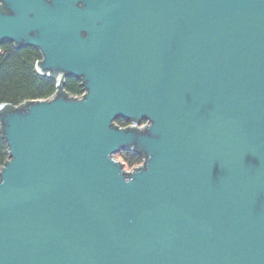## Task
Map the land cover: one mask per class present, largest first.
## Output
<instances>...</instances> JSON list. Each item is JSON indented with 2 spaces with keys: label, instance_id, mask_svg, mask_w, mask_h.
I'll use <instances>...</instances> for the list:
<instances>
[{
  "label": "water",
  "instance_id": "water-1",
  "mask_svg": "<svg viewBox=\"0 0 264 264\" xmlns=\"http://www.w3.org/2000/svg\"><path fill=\"white\" fill-rule=\"evenodd\" d=\"M4 43L85 92L0 105V264H264V0H0Z\"/></svg>",
  "mask_w": 264,
  "mask_h": 264
},
{
  "label": "trees",
  "instance_id": "trees-1",
  "mask_svg": "<svg viewBox=\"0 0 264 264\" xmlns=\"http://www.w3.org/2000/svg\"><path fill=\"white\" fill-rule=\"evenodd\" d=\"M39 50L29 46L16 47L13 43L0 45V105L6 108L25 106L33 100L50 98L55 93L82 95L84 86L79 78L65 75L62 90L57 91L55 81L36 70L41 60ZM116 124L126 126L128 122L117 119ZM123 160L129 166L142 163L143 156L134 151H123ZM8 160V147L0 125V169ZM122 163V162H120ZM123 164V163H122Z\"/></svg>",
  "mask_w": 264,
  "mask_h": 264
},
{
  "label": "rangeland",
  "instance_id": "rangeland-1",
  "mask_svg": "<svg viewBox=\"0 0 264 264\" xmlns=\"http://www.w3.org/2000/svg\"><path fill=\"white\" fill-rule=\"evenodd\" d=\"M115 123H116V122H115ZM128 124L131 125V123H128ZM146 125H147V122H146V121H142V122L136 124V126L139 127V128H140V127H143V126H146ZM120 127H124V126H120ZM123 151H129V150H123ZM113 158H114L115 160L119 161V162H122V163H123V167H124V169H125L126 171H130V170L134 169L135 167H137L138 165L141 164V163H139V164H136V165H133V166H129V165H128L127 163H125L124 160H123V152H122V150H120V151H118L117 153H115V154L113 155Z\"/></svg>",
  "mask_w": 264,
  "mask_h": 264
},
{
  "label": "built area",
  "instance_id": "built-area-1",
  "mask_svg": "<svg viewBox=\"0 0 264 264\" xmlns=\"http://www.w3.org/2000/svg\"><path fill=\"white\" fill-rule=\"evenodd\" d=\"M37 70V69H36ZM38 72V71H37ZM46 75V74H45ZM83 95V94H82ZM82 95H77V96H73L74 98H77V99H79ZM128 123H131V122H128ZM119 126V125H118ZM126 126H136L135 124H133V123H131V125L130 124H127ZM126 126H124V127H126ZM120 127V126H119ZM144 127V126H143ZM140 128H142V127H140Z\"/></svg>",
  "mask_w": 264,
  "mask_h": 264
}]
</instances>
